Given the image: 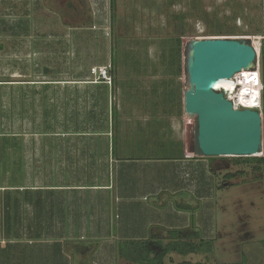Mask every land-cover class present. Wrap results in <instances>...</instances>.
Wrapping results in <instances>:
<instances>
[{"label": "rangeland", "instance_id": "1", "mask_svg": "<svg viewBox=\"0 0 264 264\" xmlns=\"http://www.w3.org/2000/svg\"><path fill=\"white\" fill-rule=\"evenodd\" d=\"M220 27L224 34H213ZM263 34L264 0H0V248L9 250L0 263L138 264L119 255L122 226L132 221L136 238L139 214L160 194L165 211L189 195L200 211H153V223L214 240L212 253L171 254L167 263H233L245 255L248 264H264V168L236 161L251 156L198 153L188 56L199 39H248L257 48ZM257 60L263 80L261 54ZM109 64L111 86L92 73ZM258 110L263 120V104ZM115 134L119 159L111 151ZM123 175L146 192L136 203H129L131 187L122 205L115 198ZM105 178L114 180V197L79 208L68 199L80 213L72 212L66 230L65 191L56 195V183ZM36 188L46 190L45 208L24 194ZM74 219L90 229L75 231Z\"/></svg>", "mask_w": 264, "mask_h": 264}, {"label": "water", "instance_id": "2", "mask_svg": "<svg viewBox=\"0 0 264 264\" xmlns=\"http://www.w3.org/2000/svg\"><path fill=\"white\" fill-rule=\"evenodd\" d=\"M194 75L192 114L196 150L206 156H259L263 151L262 117L257 108H236L215 86L222 76H233L257 60L248 39H199L189 46Z\"/></svg>", "mask_w": 264, "mask_h": 264}, {"label": "trees", "instance_id": "3", "mask_svg": "<svg viewBox=\"0 0 264 264\" xmlns=\"http://www.w3.org/2000/svg\"><path fill=\"white\" fill-rule=\"evenodd\" d=\"M224 29L219 28L213 34L221 35L224 34ZM189 53V52H188ZM261 55L263 57L262 69H263V90H262V104L264 111V44L261 48ZM112 71V69H111ZM112 74V73H111ZM8 81V80H2ZM114 81V79H113ZM104 83V82H103ZM108 85V84H107ZM117 106L113 108V116L117 115ZM116 118V117H115ZM262 136H263V151H264V117L262 123ZM118 144V136L112 135L111 151L116 156ZM239 163L242 161L255 162V171H260L264 168V152L261 156H251L242 158H237ZM237 162V163H238ZM236 176L235 173L228 174V177ZM26 196L30 195V200L32 205L36 207L37 205L45 208L47 204L46 190L43 188H36L33 191H27L24 193ZM11 200V197L8 198ZM14 202V201H13ZM13 203H8V208L11 209ZM38 209V207L36 208ZM168 235L163 237L160 233H153L149 238L146 239H127L119 246V255L122 258L129 260L130 262L135 261L138 264H208L206 261H194V260H181L179 262H174L173 258L171 263H167L166 258L171 254H209L214 250V240L203 238L198 230H191V228L185 229H168ZM197 239V240H196ZM1 247V246H0ZM9 253V250L0 248V257H5ZM7 257V256H6ZM1 262V261H0ZM0 264H3L0 263ZM221 264H248L247 257L243 255V259L240 262L233 263H221Z\"/></svg>", "mask_w": 264, "mask_h": 264}, {"label": "crops", "instance_id": "4", "mask_svg": "<svg viewBox=\"0 0 264 264\" xmlns=\"http://www.w3.org/2000/svg\"><path fill=\"white\" fill-rule=\"evenodd\" d=\"M100 144H98L99 146ZM86 151H91L90 149V145H86L84 147ZM100 147L96 148V149H99ZM106 150L109 152V146H105ZM70 150V149H69ZM108 155L109 154H106V157L108 158ZM118 155H116V159H119L120 157H118ZM70 157H73L72 153L70 154ZM122 181V187L119 186L120 183H118V179L119 177L117 176L116 178V194H115V198L116 200H119L120 199V202H119V205H122V201L123 200H126V189L131 187L133 190L130 195V198H129V203L131 202H135L136 203V200L139 199V196L141 195H145L146 192L145 191H137L136 188L138 187L136 184V181L133 180L132 183L129 184V182H127L125 179H124V175L121 177ZM105 180V181H104ZM103 180V182L100 180V181H95L94 183H85V184H72L71 181L65 183L64 184H57L56 183V195L57 193H60L61 194V190L62 191H65L63 193L64 195V198L65 200L63 201V204L61 205L62 206V209H63V214H64V220H65V228L66 230H69L70 227H72V224H73V221H72V218H71V215H72V212L73 214H79L80 212L74 210L73 208V205L75 206L76 205V208H79V207H83V206H90L91 203L92 204H96V205H100V207L102 206L101 205V199L102 197H104L105 195V199L106 201L112 199L114 197V194H112V191L110 189H112L113 187V183H114V180L113 182L111 181V184L109 183V180H107L106 178ZM100 182V183H99ZM126 183V185H125ZM132 184V185H131ZM71 189H76V191L73 193V192H70L72 191ZM79 189V190H78ZM167 190V189H165ZM114 191V190H113ZM182 192V191H180ZM172 193V192H171ZM179 193V192H178ZM176 193V194H178ZM71 194H74L73 196ZM111 194V195H109ZM158 195V200L155 201V204L152 205H147L146 206V216L143 215V212H141L139 215L143 216V220L142 223L139 225V227L135 228V230H137V233L136 234V238H132L131 234L129 233L130 230H132V225H133V222L132 221H129L128 223H125L126 224L125 226L123 225L122 227L127 229V233L124 234L125 240L127 239H146V238H149L153 233H156L154 231H156V229L158 228L159 231H166L168 229H181L182 227L181 226H176L170 222L168 223H165L163 222L164 224H159V223H153V221L151 220V215L153 214V211L156 213L155 215L157 216H167V215H171V216H181V215H189V214H197V212H199L200 210H195L196 208H199L198 206H196V204L192 203L194 201H198V200H195L194 198H192V196H186V197H183V196H179L178 197V200H177V204H176V210H171L170 212L169 211H165L164 208H162L163 204H165V198H166V195L164 196V198H160V194H156ZM171 196H174L173 193L171 194ZM146 196H144L145 198ZM72 198V202H73V205L72 203H69L68 202V199ZM191 199H193L192 201H190ZM160 200H162L163 202L161 203ZM158 204V205H157ZM203 205V204H202ZM56 206L58 207V203L56 204ZM156 206H159V207H156ZM201 206V205H200ZM108 207V206H107ZM113 207V206H112ZM130 206H127V209H130L129 208ZM189 208L193 209L194 210V213L193 211L190 212L189 211ZM118 214L121 212V213H124L125 210H126V206L123 205L122 207L119 208H116ZM144 210V208H143ZM170 210V209H169ZM76 211V212H75ZM127 211V210H126ZM150 213H149V212ZM129 212V211H128ZM131 212V211H130ZM137 214V213H135ZM150 217H149V215ZM102 216V214H101ZM100 216V219H96V222L98 223L97 225H100L101 222V219L102 217ZM145 217V219H144ZM74 230H79L80 228L82 229H90L89 227V221H83V220H79V219H74ZM99 221V222H98ZM84 222V223H83ZM100 223V224H99ZM155 224H157V226H154ZM96 225V229L97 231L99 230H102L103 229V226L102 227H98ZM157 227V228H156ZM156 228V229H155ZM92 230V229H91ZM124 230V229H122ZM197 230V229H196ZM130 234V235H129Z\"/></svg>", "mask_w": 264, "mask_h": 264}, {"label": "bare ground", "instance_id": "5", "mask_svg": "<svg viewBox=\"0 0 264 264\" xmlns=\"http://www.w3.org/2000/svg\"><path fill=\"white\" fill-rule=\"evenodd\" d=\"M257 62L258 61L256 60L249 63L241 72H239V76H242V81L239 84L243 85V90L238 87L236 88L238 90L236 101L240 103L238 105H240L241 107L244 106L250 108H260L261 106L260 90L254 78V76H256L258 73V70L255 67ZM235 77H237V75L230 77L222 76L220 79H218V82L215 86L216 90L221 91L222 89H226L232 91L235 87V82L232 81V79H234Z\"/></svg>", "mask_w": 264, "mask_h": 264}, {"label": "built area", "instance_id": "6", "mask_svg": "<svg viewBox=\"0 0 264 264\" xmlns=\"http://www.w3.org/2000/svg\"><path fill=\"white\" fill-rule=\"evenodd\" d=\"M263 44H264V34H263V36L260 37L259 44H258V47L256 49V51H257V59H260L261 48L263 47ZM256 69L258 70V73H257L256 76H254V78H255V81H256L257 85L259 86V90H260V105H261L260 108H261L262 107L263 81H262V78H261V73H260L259 67L258 68L256 67ZM92 73L95 76H97V78H98L97 80L99 82H104V83H106V84H108L110 86L112 85L113 76L111 74V65L110 64L109 65H103V66H95V67L93 66L92 67ZM232 81L235 82V87L233 88V90L230 91V90L222 89V91L225 93L226 97H228L229 99H231L234 102V105H235L236 108H244V106L241 107L240 105H238L240 103H238L236 101V96L234 97L235 94L236 95L238 94V90L236 89L237 87L243 90V87H242L243 85L239 84L242 80L241 79H239V80L232 79ZM257 109H259V108H257Z\"/></svg>", "mask_w": 264, "mask_h": 264}]
</instances>
